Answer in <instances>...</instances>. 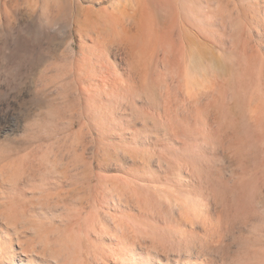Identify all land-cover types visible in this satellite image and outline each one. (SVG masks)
<instances>
[{"label":"rangeland","instance_id":"374dc122","mask_svg":"<svg viewBox=\"0 0 264 264\" xmlns=\"http://www.w3.org/2000/svg\"><path fill=\"white\" fill-rule=\"evenodd\" d=\"M0 264H264V0H0Z\"/></svg>","mask_w":264,"mask_h":264},{"label":"bare ground","instance_id":"6f19581e","mask_svg":"<svg viewBox=\"0 0 264 264\" xmlns=\"http://www.w3.org/2000/svg\"><path fill=\"white\" fill-rule=\"evenodd\" d=\"M253 112L255 114V117L256 116H259L260 117V113H261V107L258 105L256 106L254 109H253ZM255 263V262H254Z\"/></svg>","mask_w":264,"mask_h":264}]
</instances>
